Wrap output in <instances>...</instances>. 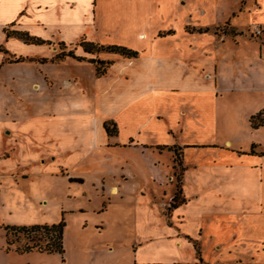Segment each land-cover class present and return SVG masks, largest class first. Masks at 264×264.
<instances>
[{
    "label": "crops",
    "instance_id": "crops-1",
    "mask_svg": "<svg viewBox=\"0 0 264 264\" xmlns=\"http://www.w3.org/2000/svg\"><path fill=\"white\" fill-rule=\"evenodd\" d=\"M230 1L196 0L203 31L192 35L184 31L188 17L172 23L178 11L172 0H0V49L10 63L38 64L39 76L25 85L55 102L39 119L0 120L7 137L0 133L1 207L8 213L33 207L42 217L51 202L76 199V212L89 205L105 213L115 203L116 211L122 209L130 197L135 212L141 208L138 217L155 208L162 223L136 233L133 264L201 261L202 249L203 264H264V123L251 124L264 111V35L253 33L264 29V0H234L231 14L225 8ZM217 10L223 22L212 23ZM223 23L230 33L211 32ZM164 30L172 32L160 35ZM81 40L137 55L107 52L109 67L97 75L88 61L95 53L85 52ZM66 47L89 58H56ZM224 91L241 94L243 105L237 103L249 110L236 133L217 139L210 135L220 122L212 103ZM106 121L116 124L117 135L106 133ZM183 133L194 136L184 141ZM175 144L183 149L181 198L168 208L175 194L169 177ZM116 146L127 152L114 173L102 158ZM195 149L200 152L189 157ZM160 189L168 193L165 200L153 193ZM62 208L56 222L64 219ZM117 214L122 221L127 213ZM155 243L159 249L142 246ZM140 252L152 260L145 262Z\"/></svg>",
    "mask_w": 264,
    "mask_h": 264
},
{
    "label": "rangeland",
    "instance_id": "rangeland-1",
    "mask_svg": "<svg viewBox=\"0 0 264 264\" xmlns=\"http://www.w3.org/2000/svg\"><path fill=\"white\" fill-rule=\"evenodd\" d=\"M183 1H185V3ZM173 2H175V6L178 11L174 12L172 18H175V20L172 21V23L177 25L178 22H181L182 18L184 19L185 17H188V21L186 23L187 25H185L184 31L192 35L201 34L203 31V11H196V0H172V3ZM180 2L184 4L180 5ZM234 5L235 1L231 0L229 4H227V7L225 6L226 11L228 10V12L231 14L230 10L231 8H234ZM220 15L221 14L218 11V14L216 13L215 16H211L209 19H213L212 23H216V21L223 22V20L220 19ZM214 29L218 34L223 32L230 33V29L224 23L223 25L213 28L211 32L214 33ZM171 32L172 30H164L159 34L165 35ZM7 35H10V32H7ZM3 44L5 45V43ZM69 50L72 49L66 47L65 52ZM0 52L5 54L6 50L2 47ZM1 53L0 55H2ZM107 55L108 54L105 51H102L101 53H95V55L92 56L90 55V58L104 60L103 63H99L97 61L90 63L92 68L94 70H96V68H99L100 70L106 68L107 70L109 64L104 62H107L108 59H103V57ZM8 56L9 55L7 54H5L3 58L0 56V120L3 118L9 120L18 118L20 121H22L28 116L38 119L42 118L45 110L49 112L54 109L53 106L55 105V102L53 98L50 94L45 93L40 88L34 89L25 85L27 78H30L31 76H39L41 70L38 64L28 60L10 63L7 59ZM89 57L86 56L85 59ZM52 69L54 71L56 70L55 68ZM65 84L66 82L63 81V85ZM11 89H13V91H11ZM223 93L224 94L218 98L215 106L214 103H212L214 110H217L220 122L218 125L210 129V135L217 139L230 137L236 133L234 129L237 128V123L243 117V113L248 112L249 110L248 108L243 109L238 105V99L241 105H243V102L240 100L241 94L237 95L235 93L226 91ZM245 98L247 99V97ZM261 114H264V111L257 114L256 122L263 124L264 115L261 117ZM0 133H2L1 130ZM2 134L4 138H7L5 132ZM193 136L194 135L190 133H183L182 135L184 141H190ZM200 138L203 139V137ZM2 140L3 139L0 138V142H3ZM171 149L175 151L172 154V163L170 164V167L172 166L174 169L170 171L171 173L169 174V177L170 179H173V193H176L177 189L180 187L181 172L184 167L183 149L177 144L171 147ZM107 150H113L114 153L101 158L104 161H108L107 164H112L111 171L114 172L117 171V169L119 170V167L116 166L115 163L118 165L119 162L126 156V149L116 146L109 147ZM198 152H200V149H195L194 151L188 152V155L189 157L192 155H197ZM191 158L194 159V157ZM197 158L201 159V157L198 156ZM166 159L168 158L166 157ZM185 161L187 164L190 163V161L187 159H185ZM138 177L142 178V176L139 175ZM88 179L89 181H92L94 180V177L92 175H88ZM131 183L135 182H130L128 185H132ZM165 191L169 192L170 190L165 188L164 192ZM164 192L161 189L158 191H153V193H158V199L162 198L165 200L168 193L166 192V194H164ZM178 196L181 198L180 193H178ZM65 200L66 201L61 203L51 202L50 205L45 206V209L44 206L35 203L36 206L34 207L36 209H41L43 207L42 209L46 211L45 215L42 217L38 215L39 213L37 214L35 212V209L32 210L33 207L27 211L16 208L15 212H13L14 208H10L8 213V210L2 208L0 204V264H133V248L137 243L136 233L142 230L141 227H146L147 223L153 224V222H155L159 229L162 227L161 221L155 220L158 215L155 208H151V212L147 217L145 216L146 212L138 217L137 211H141V208L135 212L136 205L130 197H127V203H121L123 204L122 209L127 213L126 218L122 221L118 220L117 218L118 211L122 210L119 209L116 211V207L120 205L119 203L111 204L114 206H112L105 213L92 212L91 208L93 207L89 205H84V212H76L74 210L77 208V203L75 202L77 200ZM79 201L85 204L88 203V201L84 200ZM90 201L93 203L92 197ZM169 206L170 203L168 208ZM60 207H63L62 210L66 211L63 214L65 227L63 230L64 252L62 255L55 253L47 254L45 252H39L36 249L28 253H17L16 248H22L27 242V239L23 233H17L15 237L13 235L10 236V238L14 240L13 244L8 245L6 243L5 231L3 229L4 225H29L33 224V219H44L47 223H56L57 212H59ZM119 232H122V236L118 235ZM140 232L138 233L139 236L141 235ZM156 244L157 243L154 245L142 246L146 247V249H159L158 247H152ZM181 250L184 253L186 252L184 247H182ZM139 254H141V252ZM182 256H185V254H182ZM140 257L145 262H150L153 256L142 253ZM160 257L162 258L164 256ZM208 261L214 263V260ZM246 263L254 264L257 262L252 260ZM180 264H203V249L201 253V261L197 258L196 261L183 262Z\"/></svg>",
    "mask_w": 264,
    "mask_h": 264
},
{
    "label": "trees",
    "instance_id": "trees-1",
    "mask_svg": "<svg viewBox=\"0 0 264 264\" xmlns=\"http://www.w3.org/2000/svg\"><path fill=\"white\" fill-rule=\"evenodd\" d=\"M24 40L25 41L31 40L32 42H36V43L42 42L39 39L27 38V37L26 38L24 37ZM78 45L82 47L85 52L88 53H98L100 51H106L109 53H117L126 57H135L137 55L136 51L118 45L103 46V45L93 44L90 42H84L82 40L78 43ZM64 56H69L77 60L85 59L84 57L76 56L72 50H69L67 52L62 50L61 52L57 53L55 57L59 59V58H63ZM88 61L90 63L96 62L94 58H90ZM99 63H103V61H100ZM104 63L110 64V61ZM105 71L106 68H103L101 70L99 68H96L97 75H101L105 73ZM256 119H257V115L251 118V124L253 127H255L254 120ZM103 126L106 133L109 136L117 135L116 124L113 121H106L104 122ZM178 193H179V189H177V192L172 197L169 208L175 207L180 202L178 200L179 199ZM64 227L65 224L63 218L61 217V219L58 222L53 224L5 225L3 226V229L5 231L6 243L8 245L13 244L14 242V240L10 238V236L12 235L15 237L17 233H23L24 236L26 237L27 239L26 244L22 248L20 247L16 248V252L19 254L28 253L36 249L39 252H45L47 254L55 253L62 255L64 252V248H63Z\"/></svg>",
    "mask_w": 264,
    "mask_h": 264
},
{
    "label": "built area",
    "instance_id": "built-area-1",
    "mask_svg": "<svg viewBox=\"0 0 264 264\" xmlns=\"http://www.w3.org/2000/svg\"><path fill=\"white\" fill-rule=\"evenodd\" d=\"M253 33L256 35V36H263L264 35V29L261 28V27H255L253 29Z\"/></svg>",
    "mask_w": 264,
    "mask_h": 264
}]
</instances>
